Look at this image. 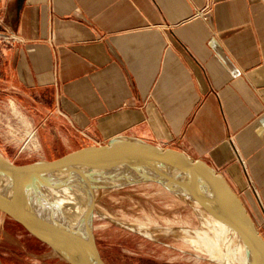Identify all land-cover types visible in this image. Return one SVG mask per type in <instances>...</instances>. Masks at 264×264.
<instances>
[{"label": "crops", "instance_id": "0c3cea01", "mask_svg": "<svg viewBox=\"0 0 264 264\" xmlns=\"http://www.w3.org/2000/svg\"><path fill=\"white\" fill-rule=\"evenodd\" d=\"M3 96L78 148L133 135L207 161L264 235V0H0Z\"/></svg>", "mask_w": 264, "mask_h": 264}, {"label": "water", "instance_id": "95a60500", "mask_svg": "<svg viewBox=\"0 0 264 264\" xmlns=\"http://www.w3.org/2000/svg\"><path fill=\"white\" fill-rule=\"evenodd\" d=\"M136 184L156 185L201 213L207 210L238 239L250 264H264V235L227 178L205 160L133 135L29 163H14L0 153V213L68 264L107 263L92 225L60 207L61 192L91 193L93 212L96 189Z\"/></svg>", "mask_w": 264, "mask_h": 264}, {"label": "rangeland", "instance_id": "374dc122", "mask_svg": "<svg viewBox=\"0 0 264 264\" xmlns=\"http://www.w3.org/2000/svg\"><path fill=\"white\" fill-rule=\"evenodd\" d=\"M11 100L10 96L0 99V153L10 161L21 164L53 159L87 143L55 138L47 127L33 124L38 129L36 147L21 150L24 128L14 116L22 113L26 122H32L30 116H36L37 110ZM61 124L65 129L67 125ZM94 197L91 225L107 264H221L210 259L206 232L214 233L206 218L187 201L152 184L99 188ZM0 259L2 264H68L2 213Z\"/></svg>", "mask_w": 264, "mask_h": 264}, {"label": "bare ground", "instance_id": "6f19581e", "mask_svg": "<svg viewBox=\"0 0 264 264\" xmlns=\"http://www.w3.org/2000/svg\"><path fill=\"white\" fill-rule=\"evenodd\" d=\"M91 201V193L80 192L73 189L64 190L61 192L59 198L60 207L66 213L72 214L81 224L86 223L89 225L91 224V219L94 214L90 208ZM201 214L206 218L209 230L214 233L210 235V232L207 231V238L206 236L204 237L206 238L207 245L211 248L210 259L218 261L221 264H250L246 251L238 239L228 231L213 214L209 213L207 210H204ZM193 232L196 231L193 230Z\"/></svg>", "mask_w": 264, "mask_h": 264}, {"label": "built area", "instance_id": "2783aa9c", "mask_svg": "<svg viewBox=\"0 0 264 264\" xmlns=\"http://www.w3.org/2000/svg\"><path fill=\"white\" fill-rule=\"evenodd\" d=\"M2 34H3V42L7 46H12L17 40V37L8 29H4ZM11 107L12 110H14V106L11 105ZM20 114L22 113L15 114L14 117L16 119V122L17 123L20 122L24 128L23 136L21 138L22 140L21 150H26V149L31 150L36 147V143L38 142L37 140L38 129L31 122H26V120H24L23 116ZM12 139H14L13 136Z\"/></svg>", "mask_w": 264, "mask_h": 264}]
</instances>
